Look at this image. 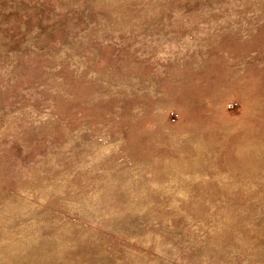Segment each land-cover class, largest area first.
I'll return each mask as SVG.
<instances>
[{
    "label": "rangeland",
    "instance_id": "374dc122",
    "mask_svg": "<svg viewBox=\"0 0 264 264\" xmlns=\"http://www.w3.org/2000/svg\"><path fill=\"white\" fill-rule=\"evenodd\" d=\"M0 264H264V0H0Z\"/></svg>",
    "mask_w": 264,
    "mask_h": 264
},
{
    "label": "built area",
    "instance_id": "2783aa9c",
    "mask_svg": "<svg viewBox=\"0 0 264 264\" xmlns=\"http://www.w3.org/2000/svg\"><path fill=\"white\" fill-rule=\"evenodd\" d=\"M172 121H173V122H176V121H177V118H176V117H174V118L172 119Z\"/></svg>",
    "mask_w": 264,
    "mask_h": 264
}]
</instances>
